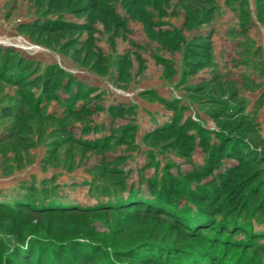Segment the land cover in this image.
<instances>
[{
    "label": "rangeland",
    "instance_id": "1",
    "mask_svg": "<svg viewBox=\"0 0 264 264\" xmlns=\"http://www.w3.org/2000/svg\"><path fill=\"white\" fill-rule=\"evenodd\" d=\"M262 52L264 0H0V264L200 254L198 233L125 196L149 197L150 182L186 222L200 213L220 233L237 219L257 236L224 227L209 241L227 262L264 264ZM173 106L184 128L157 131ZM153 245V261L135 252Z\"/></svg>",
    "mask_w": 264,
    "mask_h": 264
},
{
    "label": "trees",
    "instance_id": "2",
    "mask_svg": "<svg viewBox=\"0 0 264 264\" xmlns=\"http://www.w3.org/2000/svg\"><path fill=\"white\" fill-rule=\"evenodd\" d=\"M157 33H164V31L158 30ZM165 36H168V34L165 33ZM210 57H211V53H210ZM14 71H15V69H14ZM176 107H174V108L176 109ZM124 108H126L125 105L118 104L116 109H117L118 112L121 113ZM182 110H183L182 107H179V109H176V112L174 114V117H173L172 122L169 123V124H167V125H165L163 128L158 129L157 131H165V130H168V129H174V130H181V129H183L184 128L183 125L182 126L181 125L178 126L179 125L178 122L181 119ZM196 130L199 133L203 132L198 127H197ZM154 132H156V130ZM204 135L206 136L205 133H204ZM204 139H206V137H204ZM261 144L264 147V142H261ZM231 152H232V154H238L237 159L238 160H241L242 165L243 164H246V163H243V162H246L252 156L251 152H246L245 151V147L243 145H239V146H236V147H231ZM254 152L256 154L255 156H257L258 159H261V161H260L261 162L260 163L261 165L259 167L262 168V166H264V151L259 152V151L256 150ZM215 168L216 167H212V170L215 169ZM168 179H171V178L169 177ZM167 185H161V186L158 185V188H157V186H155V182H152V183L150 182L148 184V186H147V188L148 187L150 188V193L148 194L149 197H144L143 195H140L139 192H133V191L130 192L128 190H127V195H125V196L127 198H132V197L134 199L135 198H138V200H137V202H139L138 204L143 205V207L146 206V207H152V208L154 207L155 209H162L164 211V213L163 212L162 213H159L160 215H162V214L164 215L165 213H166L165 215H167V216L168 215L169 216L171 215L172 217L175 218V220L177 219V222L181 226L184 227L183 229L188 230L190 232V234H193L194 232L195 233H198L200 237H202L203 239L206 240L205 241V246L206 247L204 249H202L204 251V254H203V251H201L200 254H195L193 256L192 255L189 256L187 260L184 257L185 250H181V249L178 250V252H179L180 255H175V253H173V252L172 253H168L167 248H164L163 250H165L164 251L165 253H161V254H165V255L167 254L166 255V258L168 257L167 261L169 263L171 261H175L176 264H200L199 262H205V264H229L228 262H230V261L227 262L228 259H227V256H225V250L224 249H222V250L220 249L219 250V247H217V245H216L217 242H215V241H209L210 238H208V232L210 233L211 230H213V233L214 234H220L221 233V236H222L224 234L223 232H227V229H224L225 226L222 227L220 233H217L218 232V229L220 227V223L217 222L216 219H214V218L212 220H209L210 218H207V220L205 219L206 221H202V219H204L205 217H203L202 219L199 218V214L200 213L197 214V215H195L194 217H190L189 219L187 218V222L184 221L183 219H181V217H184L183 212L180 210V208H177V205L174 204L173 201L171 200V198L169 196V194H170L169 191L171 190V188H169ZM46 204L47 205H45L44 210L49 209V211L50 212H53V213H56V212L57 213H59V212L60 213L61 212H74V210H76L74 208L63 209V208H67V207L65 205H63V204L61 205V204L56 203L54 201H47ZM112 205L113 204L107 203L105 206H109L110 207ZM171 205H174V206H171ZM214 207L216 208L215 205H213L212 207H210V210L213 209ZM232 208H234L233 211L236 210V209H238L239 211L236 210V212H240V213H243L244 212V213H246V211L248 210V204L247 203H241V204L239 203L238 205L232 206ZM99 209H96V210H99ZM213 215L214 216L216 215V212L215 211H214ZM226 220H227V222H229V226L226 225L227 227H225V228H229V229H231V231H232V229L235 228L234 231H242L243 233L246 234V237L253 238V237H256L257 236L256 234L250 233L247 228H245L241 223H238L237 219H234L232 216L229 217ZM217 236H218V238L220 237V235H217ZM228 243L230 244V246L232 244H233L232 246H234V244H237L236 242L231 241V240ZM239 244L241 245V243H239ZM139 247H141V246H139ZM162 248L163 247H160V249H162ZM155 250H157V249L153 245L152 248L149 249L148 251L139 252V251L135 250V252L145 255L147 257V259H151V261H153V260H155L154 259V254L153 253H149V252H151V251L152 252H155ZM186 252H187V250H186ZM57 254H59V253L57 252ZM60 254H63V253H60ZM54 256H56V255L54 254ZM39 257L40 256L37 255L36 258H39ZM238 258L237 259L235 258L234 260H231L232 262H230V263L231 264H242V262L244 260V257H241L239 259ZM68 259H69V257L67 256V257H64L62 260L64 262H66V260H68Z\"/></svg>",
    "mask_w": 264,
    "mask_h": 264
},
{
    "label": "crops",
    "instance_id": "3",
    "mask_svg": "<svg viewBox=\"0 0 264 264\" xmlns=\"http://www.w3.org/2000/svg\"><path fill=\"white\" fill-rule=\"evenodd\" d=\"M214 39H215V37H214ZM225 40H226V39H225ZM219 42H220V41H219ZM225 44H227V42H225ZM220 53H222V52L220 51ZM223 53H224V51H223ZM214 55H215V58H216V60H217V57H219V54L216 55V52H214ZM262 56H263V59H264V52H262ZM258 95L264 96V85H263L262 88L259 90ZM263 109H264V106H263Z\"/></svg>",
    "mask_w": 264,
    "mask_h": 264
}]
</instances>
